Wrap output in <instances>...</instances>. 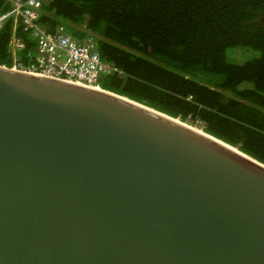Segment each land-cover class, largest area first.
I'll return each mask as SVG.
<instances>
[{
	"label": "water",
	"instance_id": "water-1",
	"mask_svg": "<svg viewBox=\"0 0 264 264\" xmlns=\"http://www.w3.org/2000/svg\"><path fill=\"white\" fill-rule=\"evenodd\" d=\"M0 264H264V163L124 95L0 65Z\"/></svg>",
	"mask_w": 264,
	"mask_h": 264
},
{
	"label": "trees",
	"instance_id": "trees-1",
	"mask_svg": "<svg viewBox=\"0 0 264 264\" xmlns=\"http://www.w3.org/2000/svg\"><path fill=\"white\" fill-rule=\"evenodd\" d=\"M12 4L0 0V14ZM38 23L95 39L121 73L102 89L149 105L264 163V0H46ZM11 37L23 43L13 51ZM253 53L232 62L227 50ZM36 40L13 17L0 28V65L33 63Z\"/></svg>",
	"mask_w": 264,
	"mask_h": 264
},
{
	"label": "built area",
	"instance_id": "built-area-1",
	"mask_svg": "<svg viewBox=\"0 0 264 264\" xmlns=\"http://www.w3.org/2000/svg\"><path fill=\"white\" fill-rule=\"evenodd\" d=\"M12 4L10 10L0 14V28L3 21L13 17L29 31L36 40L33 63H15L12 67L48 78L76 83L100 89L99 79L104 74L121 73L115 65L103 61L95 49V39L86 36L83 42L67 33L64 25L53 32L45 30L39 23L40 7L46 0H6ZM10 48L21 49L23 43L11 37Z\"/></svg>",
	"mask_w": 264,
	"mask_h": 264
},
{
	"label": "rangeland",
	"instance_id": "rangeland-1",
	"mask_svg": "<svg viewBox=\"0 0 264 264\" xmlns=\"http://www.w3.org/2000/svg\"><path fill=\"white\" fill-rule=\"evenodd\" d=\"M252 55L253 53L251 51H248L247 49L241 47H233L227 50V57L232 62H244L245 60L251 58ZM191 125L199 127V125L196 123Z\"/></svg>",
	"mask_w": 264,
	"mask_h": 264
}]
</instances>
